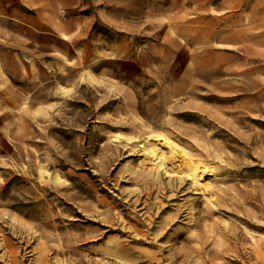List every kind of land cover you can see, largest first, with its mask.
Instances as JSON below:
<instances>
[{"label":"rangeland","instance_id":"rangeland-1","mask_svg":"<svg viewBox=\"0 0 264 264\" xmlns=\"http://www.w3.org/2000/svg\"><path fill=\"white\" fill-rule=\"evenodd\" d=\"M1 7L0 264H264V0Z\"/></svg>","mask_w":264,"mask_h":264},{"label":"bare ground","instance_id":"bare-ground-1","mask_svg":"<svg viewBox=\"0 0 264 264\" xmlns=\"http://www.w3.org/2000/svg\"><path fill=\"white\" fill-rule=\"evenodd\" d=\"M154 146L161 149L158 163L165 172L171 176L182 174L194 183L200 181L202 171L199 164L190 158L176 142L170 141L165 135L159 133Z\"/></svg>","mask_w":264,"mask_h":264},{"label":"crops","instance_id":"crops-1","mask_svg":"<svg viewBox=\"0 0 264 264\" xmlns=\"http://www.w3.org/2000/svg\"><path fill=\"white\" fill-rule=\"evenodd\" d=\"M0 9H1L0 12H1L2 10H4L3 7H1Z\"/></svg>","mask_w":264,"mask_h":264}]
</instances>
